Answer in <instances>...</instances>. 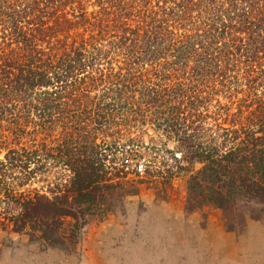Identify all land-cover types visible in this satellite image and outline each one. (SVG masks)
<instances>
[{
    "label": "trees",
    "instance_id": "trees-1",
    "mask_svg": "<svg viewBox=\"0 0 264 264\" xmlns=\"http://www.w3.org/2000/svg\"><path fill=\"white\" fill-rule=\"evenodd\" d=\"M1 154L0 229L45 250L181 172L186 214L264 223V0H0Z\"/></svg>",
    "mask_w": 264,
    "mask_h": 264
},
{
    "label": "rangeland",
    "instance_id": "rangeland-1",
    "mask_svg": "<svg viewBox=\"0 0 264 264\" xmlns=\"http://www.w3.org/2000/svg\"><path fill=\"white\" fill-rule=\"evenodd\" d=\"M132 138L141 142L144 148L137 151L146 160L164 162L163 173L173 165L166 151L175 145L160 131L145 126ZM187 178L181 172L170 185L162 186L161 176L157 189L141 185L122 210L87 226L71 254L45 250L22 234L0 229V264H264V223L249 221L241 232H227L217 210L186 214Z\"/></svg>",
    "mask_w": 264,
    "mask_h": 264
}]
</instances>
